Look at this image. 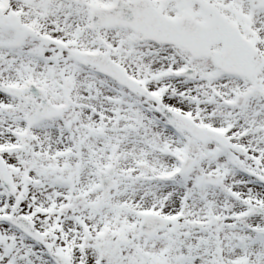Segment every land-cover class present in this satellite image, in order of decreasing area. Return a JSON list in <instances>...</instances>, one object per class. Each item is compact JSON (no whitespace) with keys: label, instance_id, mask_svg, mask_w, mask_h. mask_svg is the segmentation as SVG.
<instances>
[{"label":"snow or ice","instance_id":"obj_1","mask_svg":"<svg viewBox=\"0 0 264 264\" xmlns=\"http://www.w3.org/2000/svg\"><path fill=\"white\" fill-rule=\"evenodd\" d=\"M0 264H264V0H0Z\"/></svg>","mask_w":264,"mask_h":264}]
</instances>
